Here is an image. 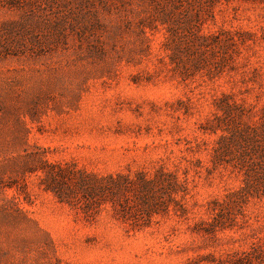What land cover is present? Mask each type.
Masks as SVG:
<instances>
[{"label": "rangeland", "instance_id": "rangeland-1", "mask_svg": "<svg viewBox=\"0 0 264 264\" xmlns=\"http://www.w3.org/2000/svg\"><path fill=\"white\" fill-rule=\"evenodd\" d=\"M262 126L264 0H0V264H264Z\"/></svg>", "mask_w": 264, "mask_h": 264}, {"label": "trees", "instance_id": "trees-1", "mask_svg": "<svg viewBox=\"0 0 264 264\" xmlns=\"http://www.w3.org/2000/svg\"><path fill=\"white\" fill-rule=\"evenodd\" d=\"M170 5H171V3H167L166 1H163L155 9V11L157 13L156 21L161 26H169V24L171 23L170 22V19H171L170 16H171L172 10H174L175 7L172 5L170 6ZM143 29H144V27H141L140 31L144 32ZM165 32H166L165 33L166 35H164L165 36L164 39H165V41L169 42V44L164 46V49H166L168 52L169 51L171 52L172 56L170 57V63L172 65H178L176 63L177 59H178L177 55L178 54L184 55L186 52H188L189 47L198 48L200 50H203V49H208L210 47H213V48L218 47L219 44L222 45L225 43L226 45H228V42L231 41V40H222L221 37H212V38L198 37V36H196V34L192 35V33L191 34L188 33V35L187 34L181 35V34L171 33L168 30ZM181 64L182 63L180 62L179 65H181ZM257 138L261 139L259 146L263 145V147H264V126H262L258 130V133H255V132H251V133L247 132L246 133L244 131H239L237 134L236 133L233 134L232 138H231V142H230L231 144L230 145H233V143H235L236 146H237V144H239L241 146H247V144L255 142V140ZM225 147H226V150H225L226 153L228 152L229 156L233 155L235 157V154L234 153L232 154V152H233L232 147H230V146L228 148H227V146H225ZM263 147H262V149H260V147L258 148V145H252L250 148V152H251L250 158H252L251 161L255 163V165L253 167L256 168V171H261L264 174V162L263 161H256L255 162V160L253 159V158H255V159L264 158V157H259V156L264 155V148ZM246 157H248V156H246ZM234 160H235L236 164L242 169V171L245 172L246 180L253 179L252 176H255V171H254V169H252V167H249L245 164L246 163L245 161L247 160V159H245V155L242 154V156H241V154H237V157ZM257 162H261V165H259L260 163H257ZM217 163H221V162L218 161ZM101 182L102 181H99V183L95 186H93L92 184H86V185L90 191H93L95 189L104 188L106 186L105 184L103 185ZM255 183L264 186V179H259L256 177ZM83 185H84V183H83ZM248 186H250V184ZM248 186H247V188H248ZM247 188H246V190L248 191L249 188L248 189ZM247 191L244 190V191L240 192L238 195H241L242 198H246V195H250V194H248ZM243 194H245V195H243ZM234 197L235 196L226 197V198H227V200H230Z\"/></svg>", "mask_w": 264, "mask_h": 264}]
</instances>
